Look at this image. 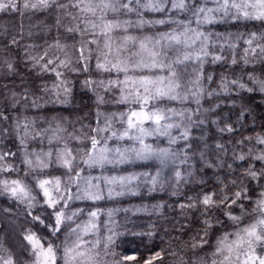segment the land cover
<instances>
[{"label": "snow or ice", "instance_id": "snow-or-ice-1", "mask_svg": "<svg viewBox=\"0 0 264 264\" xmlns=\"http://www.w3.org/2000/svg\"><path fill=\"white\" fill-rule=\"evenodd\" d=\"M6 11L54 17L45 25L46 36L56 29L51 42L29 43L17 59L55 79L40 94L13 91L0 109V226L7 222L17 237L13 247L0 235V264H166L178 253L155 246V224L130 231L117 220L121 212L160 214L163 204L102 202L168 187L179 196L192 182L202 190L177 203L186 222L176 231L192 220L201 225L182 241L193 258L168 264H264V132L240 136L252 111L238 103L243 93L264 97V0H0ZM220 25L237 30L220 32ZM8 46L20 41L13 36ZM208 65H226L233 75L217 80ZM5 68L18 74L13 60L0 63ZM69 74L83 77L81 87L95 98L87 122L41 113L70 102ZM222 104L239 108L235 121L220 117ZM205 126L228 136L215 143L214 160L193 144L194 130ZM199 139L207 149V138ZM197 155L213 170L207 190L189 170ZM128 235L146 250L117 253Z\"/></svg>", "mask_w": 264, "mask_h": 264}, {"label": "trees", "instance_id": "trees-1", "mask_svg": "<svg viewBox=\"0 0 264 264\" xmlns=\"http://www.w3.org/2000/svg\"><path fill=\"white\" fill-rule=\"evenodd\" d=\"M53 25L54 17L49 16L47 13L43 12H34L27 11L23 16L19 13L5 12L0 15V63L5 59H10L16 62L17 68L19 69L18 74L13 76H7L4 73L6 68L3 71H0V109L4 108L8 100L12 95V92L23 93L25 89L29 90V95L32 93L40 94L39 88L41 84L47 83L51 85L54 76H37L36 73L28 71L24 66L21 60H18V57H21L23 47L29 43L43 44L44 40L47 39L49 42L55 37L56 29L52 27L51 34L45 35L46 29L45 25ZM21 26H23V34L21 36ZM231 27H217L219 31H225ZM236 28V27H235ZM244 26L240 25L239 29H243ZM237 30V28H236ZM31 32V36L29 33ZM15 36L20 41V47L8 46V42ZM64 34H61V39L63 40ZM227 69V71H226ZM207 71L215 73V76L220 77L221 74L233 75V70L231 67L226 65H208ZM236 75H239V68H236ZM69 79L73 81L72 94L70 97V108H64L59 105H49L47 108L42 109L41 113L51 117L53 114L59 113V115H66L72 117H79L84 115L85 122L91 120L95 113V103L92 93L88 92L86 89H83L80 84V80L83 77H75L69 74ZM244 100L239 101L238 103L247 104L251 111L252 115H248L246 120L243 122L244 127L240 131V136L256 135L257 133L264 132V97H261L259 94L249 95L248 93H243ZM227 99V98H222ZM20 109H18L19 111ZM220 117L228 119L230 116V121H235L237 114L239 113V108L231 109L228 104H222L221 107L217 110ZM28 115H33L32 110H29ZM71 117V118H72ZM254 121V124H253ZM79 126V125H77ZM196 139L193 140V144L198 150L206 151L207 157L210 159H215V143L220 140L221 142L227 144L228 136L225 135L222 139L220 134L217 132L215 126H205L201 129H195L193 133ZM205 136L206 143L209 146L207 149H204V142L199 139L201 136ZM240 136H236V139H239ZM230 151V146H229ZM196 160L193 159L194 163L192 169H194V179L199 180L203 178L207 181V186L204 190L211 188L215 184V179L212 169H205L199 164V157L196 156ZM193 179V178H190ZM202 190L201 185L195 182L188 183L181 186V195L173 196L171 195V190L165 189L164 191H158L152 194L147 192L141 193L139 196L131 197L121 200V203H147V205L163 204L164 207L160 209V214H139L136 217H133L131 222H127L125 215L122 225H126L129 230L137 231H148L150 224H155L157 235L154 238V243L157 248H164L166 252H171L175 249L178 253L176 257L167 256L165 257L166 264L169 261H173L179 258V256H184L185 259L191 260L193 254L191 248L185 249L182 247V241L188 239L190 235L195 234L198 227H201L197 220H192L191 227L184 231L183 233L177 232L176 228L181 224L185 223V219L179 216V210L176 208L178 202H184L187 196H194ZM171 205L172 208L168 206ZM196 215V214H193ZM165 228L168 229L165 232ZM181 236L180 240L175 239V237ZM163 238V239H161ZM145 243L147 239L145 238ZM145 251L146 249L140 244L138 237H132L128 235L127 237H122L116 245L115 251L117 253L125 251ZM159 264V262H157Z\"/></svg>", "mask_w": 264, "mask_h": 264}, {"label": "rangeland", "instance_id": "rangeland-1", "mask_svg": "<svg viewBox=\"0 0 264 264\" xmlns=\"http://www.w3.org/2000/svg\"><path fill=\"white\" fill-rule=\"evenodd\" d=\"M7 12V11H6ZM5 13V12H4ZM2 13H0V15H1ZM221 27H231V25H220ZM220 26H217V27H220ZM233 30H231L230 28H228V29H226L225 31H236V28L235 27H233L232 28ZM216 30H218V29H216ZM240 31H245V28H243V29H239ZM219 31V30H218ZM225 31H220V32H225ZM211 73V72H210ZM213 74V76H214V78L215 79H219L218 78V76H215V73H212ZM94 100H95V98H94ZM72 104V103H71ZM70 104V102L67 104V105H59V106H62V107H64V108H70L72 105ZM96 108V107H95ZM52 116H57V117H64V118H67L70 122H77L78 121V119L79 118H82L84 115H81V116H79V117H72V116H69L68 114H66V115H64V114H62V115H59V113H56V114H53ZM51 116V117H52ZM50 117V118H51ZM72 117V118H71ZM78 125V123L76 124V126ZM71 128H72V123H69V131H71ZM255 136V135H254ZM198 156V155H197ZM199 157V156H198ZM196 156L193 158V159H195L196 160ZM194 160H192L191 161V163H192V166H193V162ZM127 168H128V170L129 171H140L141 170V168L139 167V166H127ZM189 170H191V171H194V169H189ZM170 188V190L172 191V188L171 187H168V188H166V189H169ZM143 192H145V191H143V190H141V193H143ZM140 193V194H141ZM139 194V195H140ZM139 195H137V196H139ZM131 197H136V196H124V197H122V198H119L118 200H116V201H105V202H102V207H127V208H136V207H143V206H147L149 209H151V206L150 205H147V203H134L133 201L132 202H128V203H121V200H123V199H127V198H131ZM141 214H144L145 215V213H141ZM125 215V216H124ZM139 215V214H138ZM138 215H132L131 213H128V214H125V213H123V212H121V213H119L118 214V216H117V220L121 223V224H123V222H125V221H123V219H124V217H127L128 219H127V222L126 223H128V222H131L132 220H133V217H136V216H138ZM124 216V217H123ZM130 231H135V230H133V229H131ZM137 231V230H136ZM0 235H3V237H4V243L6 244V245H8V246H15V244H16V240H17V237H16V233H15V231H14V228L13 227H10L8 224H7V222H4L3 223V225L2 226H0ZM120 240V239H119ZM118 240V241H119ZM117 241V242H118Z\"/></svg>", "mask_w": 264, "mask_h": 264}]
</instances>
